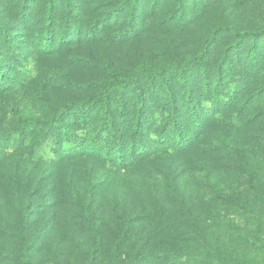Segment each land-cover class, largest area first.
<instances>
[{"label": "rangeland", "instance_id": "obj_1", "mask_svg": "<svg viewBox=\"0 0 264 264\" xmlns=\"http://www.w3.org/2000/svg\"><path fill=\"white\" fill-rule=\"evenodd\" d=\"M49 4L51 39L37 50ZM229 26L264 30V0H0V264H177L181 254L185 264L218 255L224 264H264L256 235L264 237V38L251 46L214 32ZM143 65L139 88L121 94L124 115L118 92L108 94L126 144L144 110L140 159L118 168L83 153L57 159L49 148L29 157V141L7 145L15 114L49 120L77 102L89 103L94 134L99 82ZM167 91L188 146L156 152ZM77 118H67L76 135ZM87 216L103 218L102 242Z\"/></svg>", "mask_w": 264, "mask_h": 264}, {"label": "trees", "instance_id": "obj_2", "mask_svg": "<svg viewBox=\"0 0 264 264\" xmlns=\"http://www.w3.org/2000/svg\"><path fill=\"white\" fill-rule=\"evenodd\" d=\"M137 5V3L135 4ZM27 5H23V9L21 13L25 12ZM52 6L51 4L48 5L46 9V17L47 23L46 27L43 29V33L40 39L42 43H44V47L38 46L37 50H48L45 45L48 44V40L51 39V22L50 18L52 17ZM76 25V23H72ZM76 28V27H75ZM67 29V25H64V31ZM4 34H6L5 30H2ZM215 33L223 34V33H232L237 38L239 43L243 42L245 38L250 40V45L253 46L260 40V35H263L264 38V30L260 32H241L235 26H229L224 28H217L214 30ZM251 59H255L257 56L256 54V47L250 50ZM193 56H187L184 61H191L193 60ZM189 61V62H190ZM221 65H224V69L226 71H230L232 67L231 63L226 62L223 60ZM229 65V66H228ZM149 68L145 65L143 66H135L129 78L123 79L118 78L115 75H112L109 80H105L99 82L98 88L99 92L95 96L96 104H98L97 113L100 115L102 114V118L100 124H96L94 134L90 135L91 123H89V118L91 116L88 115L90 110L88 109L89 103H72L69 107L64 108L63 111L57 114L55 117L49 120H32L20 117L16 115V121L12 127H7L4 131L5 138L7 145L11 144L14 141H18V143L29 141L26 146V154L29 157H33L40 151H44L45 149L49 148L50 152L54 154L57 159L68 158L71 156H75L76 154L83 153L88 158H92L94 160L104 161V163H108L110 165H114L118 168H123L126 163H132L137 159H140L143 156L144 148L139 146L136 148V142L141 139L143 128L141 125L143 124V115L144 110L141 108L138 114L134 117L135 121L132 124L131 134H130V142L126 144L124 142L123 134L121 133V129L119 126L114 122L112 117V112L110 110V98L108 96L109 92L116 91L118 92L117 98L120 104V114L124 115V110L121 109L123 106L122 100V93L123 89L127 88L128 85H132L133 88L138 89L139 87V80L140 76L143 72L148 71ZM220 75V72H219ZM156 76L162 81L163 88L168 87L169 80L166 77H163L164 74L157 71ZM3 71L0 67V84L3 82ZM177 80L182 84L185 82L184 74H178ZM219 78L216 79L215 82H218ZM219 89V86L215 87ZM220 94V91H215L212 95L214 99H217V96ZM185 98L186 103L189 102V110H191V116H195V109L193 107V103H191L192 96L189 91H185ZM167 104L168 109V116L165 119L164 125L157 131L156 136L157 138L154 140V149L156 152H167L169 150L181 151L187 148V143L185 142L186 139H183L181 136L180 131L178 129V121L176 120V108H175V100L170 92H165V95L161 97ZM138 104L142 107L145 102L144 95L141 92H138L136 97ZM76 109V110H75ZM143 114V115H142ZM72 115L78 116L77 123H80V129L82 133L76 135L71 127V123L67 121V118ZM196 120V119H195ZM42 129V134L36 135V132ZM130 145V146H129ZM129 153V154H128ZM257 201V200H256ZM252 205V203H251ZM254 206V205H253ZM252 206V207H253ZM240 207H243V210H249L252 212V209L245 206L244 203L241 202ZM24 216L27 215V212H23ZM189 218V217H188ZM86 223H88L89 229L91 232L96 234L97 242L100 243L103 240L101 235L100 228L103 224V218L96 216L91 218L87 216ZM186 224H190L194 226V222L188 219ZM241 237L245 239L247 238L246 235L240 233ZM257 235V239L264 242V237ZM256 239V240H257ZM24 257L27 260V254H24ZM178 263L177 264H185L183 261H189L190 258L184 254L181 256H177ZM223 258L221 255H218L213 258L210 262L211 264H224L222 262Z\"/></svg>", "mask_w": 264, "mask_h": 264}]
</instances>
